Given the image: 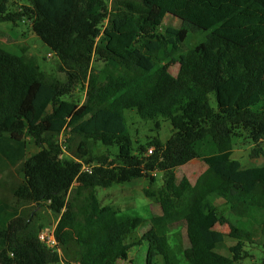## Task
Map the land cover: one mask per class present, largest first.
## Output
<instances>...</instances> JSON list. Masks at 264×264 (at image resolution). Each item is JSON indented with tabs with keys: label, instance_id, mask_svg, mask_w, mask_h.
Here are the masks:
<instances>
[{
	"label": "trees",
	"instance_id": "obj_1",
	"mask_svg": "<svg viewBox=\"0 0 264 264\" xmlns=\"http://www.w3.org/2000/svg\"><path fill=\"white\" fill-rule=\"evenodd\" d=\"M26 2L13 12L8 0H0V22L27 19L57 57L66 81H48L36 62L0 48V174L4 161H21L22 172L12 191L15 201L0 198V264L126 260L130 245L123 234L132 219L119 220L112 208L102 210L95 189L135 178L153 182L156 171L164 176L158 192L163 216L185 225L191 264H234L254 236L218 216L209 194L223 199L238 222L257 224L264 264V165L242 167L231 157L230 143L242 129L255 145L251 156L264 155V0ZM167 14L180 20L179 28L161 31ZM197 31L207 32L205 40L184 50L187 34ZM174 64L176 75L169 72ZM81 84L86 96L76 107L64 96ZM126 110L143 119L167 120L170 136L133 147ZM63 127L78 138L76 157H61ZM26 137L39 150L24 159ZM66 143L67 149V136ZM98 143L116 146L118 154L112 159L108 151L94 155ZM195 158L214 177L206 195L195 193L186 178L176 181L175 168ZM83 164L92 166L91 172L81 171ZM44 201L59 213L53 229L58 251L38 239L41 229L20 237L35 214L21 215L19 203ZM217 223H227V236L235 240L229 255L217 251L226 237L214 228ZM144 240L146 264H154L156 255L164 264H176L165 235L151 229Z\"/></svg>",
	"mask_w": 264,
	"mask_h": 264
},
{
	"label": "rangeland",
	"instance_id": "obj_2",
	"mask_svg": "<svg viewBox=\"0 0 264 264\" xmlns=\"http://www.w3.org/2000/svg\"><path fill=\"white\" fill-rule=\"evenodd\" d=\"M9 11L17 12L23 5H28L26 0H8ZM112 2H109L111 6ZM179 19L167 15L160 27L161 31L167 28H179ZM207 32H189L183 42V49L193 48L203 42ZM97 40H100L98 38ZM0 48L13 54L22 56L26 60L34 61L38 64L40 71L48 81H66V75L57 68L58 59L55 54L32 32L30 22L23 18L15 23L0 22ZM100 64L97 56L93 54V65ZM178 64L169 67V72L176 75ZM86 96V85L81 84L74 88L64 98L69 99L77 107L82 104ZM209 103L215 109V97L213 93L208 95ZM47 110H50L48 107ZM126 122L129 134L133 140V147L137 144H146L151 138L158 137L165 141L171 134L169 122L161 117L155 119H143L134 110H126ZM159 125V126H157ZM62 136L68 138V148L61 154L62 158L69 159L75 156V148L78 138L72 136L66 127L61 130ZM57 137V136H56ZM59 137V134H58ZM62 137H60L61 139ZM232 158L240 161L242 167L264 165V155L252 157L251 152L255 145L242 129H236L235 135L230 138ZM264 150V141L260 144ZM39 147L34 144L30 137L24 140V159L37 152ZM112 159L118 154L116 146L105 147L99 143L92 153L100 155L107 153ZM20 162L2 163L3 171L0 174V198L8 202H14L12 191L21 183L22 172ZM155 181L151 182L146 178H135L129 182L115 183L107 188L96 187V195L99 199L102 210L112 208L119 220L132 219L131 228L124 232V241L130 245L126 260H119L116 264H146L147 242L144 240L145 234L153 229L167 238L166 246L170 259L176 264H191L192 252L187 237V232L183 222L172 220L167 222L159 203L158 192L162 188L164 176L161 172H154ZM176 181L179 183L186 178L195 193L206 195L214 185L213 175L207 166L199 158L191 160L189 163L175 168ZM209 201L215 207L218 216L225 217L229 223L241 228L248 229L254 233L252 239L244 242L242 259L234 264H260L262 259L261 236L256 223H249L245 219H240L232 215L229 205L214 194L208 195ZM48 201L34 206L20 202L21 215L28 216L34 213L33 220L29 227L21 232L20 237H27L35 234L40 229L52 231L59 219V213L53 211ZM223 232L226 237L222 244L217 247V251L223 255H229V248L235 244V240L228 237L229 225L227 223H217L214 227ZM154 264H164L162 256L156 255L153 258ZM62 264V263H59ZM64 264V263H63ZM77 264V263H75Z\"/></svg>",
	"mask_w": 264,
	"mask_h": 264
},
{
	"label": "built area",
	"instance_id": "obj_3",
	"mask_svg": "<svg viewBox=\"0 0 264 264\" xmlns=\"http://www.w3.org/2000/svg\"><path fill=\"white\" fill-rule=\"evenodd\" d=\"M60 137H62V138L60 139ZM58 139H59V143L61 144V148H62L63 152H65L66 151V147H67L66 136L65 135L62 136V134H59ZM152 150H153L152 147H148L146 155H150L152 153ZM91 170H92V166H88V165L83 164L82 167H81V171H84V172H91ZM37 237L48 248L58 251V248L56 246L57 242L55 240V237H54V234H53V230L52 231H48V230H45V228L41 229L39 231Z\"/></svg>",
	"mask_w": 264,
	"mask_h": 264
},
{
	"label": "crops",
	"instance_id": "obj_4",
	"mask_svg": "<svg viewBox=\"0 0 264 264\" xmlns=\"http://www.w3.org/2000/svg\"><path fill=\"white\" fill-rule=\"evenodd\" d=\"M167 15H168V14H167ZM167 15H165V17H166ZM170 16H171V15H170ZM165 17H164V18H165Z\"/></svg>",
	"mask_w": 264,
	"mask_h": 264
}]
</instances>
